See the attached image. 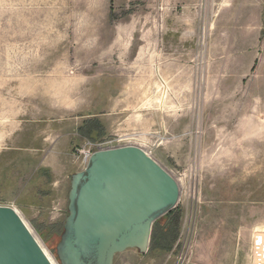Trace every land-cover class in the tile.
<instances>
[{
  "label": "rangeland",
  "instance_id": "rangeland-1",
  "mask_svg": "<svg viewBox=\"0 0 264 264\" xmlns=\"http://www.w3.org/2000/svg\"><path fill=\"white\" fill-rule=\"evenodd\" d=\"M103 114L139 128L113 133ZM56 119L82 124L52 167L65 178L44 167ZM132 142L180 198L147 253L113 264H251L264 229V0H0V205L53 264L71 175L88 152Z\"/></svg>",
  "mask_w": 264,
  "mask_h": 264
},
{
  "label": "water",
  "instance_id": "water-1",
  "mask_svg": "<svg viewBox=\"0 0 264 264\" xmlns=\"http://www.w3.org/2000/svg\"><path fill=\"white\" fill-rule=\"evenodd\" d=\"M180 198L177 179L135 144L100 149L71 175L60 264H113L128 249L145 254L154 222ZM0 264H53L18 212L0 205Z\"/></svg>",
  "mask_w": 264,
  "mask_h": 264
},
{
  "label": "crops",
  "instance_id": "crops-1",
  "mask_svg": "<svg viewBox=\"0 0 264 264\" xmlns=\"http://www.w3.org/2000/svg\"><path fill=\"white\" fill-rule=\"evenodd\" d=\"M102 116L103 117H101L100 121L98 120V122L99 123L102 122V123H100V125H102L105 129L109 128V127L113 128L112 129L113 133H117L120 135H126V134H129V132H130L129 130H131L133 128H139V126L133 127V125H131L128 122H119L118 124L111 123L108 119V115L103 114ZM87 122H89V121H87ZM64 123L66 124V127L64 126ZM57 125H62L63 128H60V129L55 131L56 133L54 134L55 137H54L53 150L50 154L46 155V159L49 160L50 158H52L53 160L48 161V162L46 161L47 163H45V165H44V167L46 169H50V168L52 169L53 166L58 164L59 158L60 157L62 158L65 156L64 154L68 148L70 140L72 139L73 133H75L74 127H76L77 129H80V126L82 124L81 125L76 124V126H75V124L72 120L56 119L55 120V129H57L56 128ZM67 126H68V128H67ZM81 128H82V126H81ZM145 142L148 143L149 141L145 140ZM132 144L138 145V146L142 147L143 149L145 148V146L143 144L138 143V142H132ZM52 170L54 171L53 174H60L61 177H63V176H64V178L66 177V170L62 171V173H56L57 171H55L54 168ZM55 181L58 184V188H59L60 187L59 184H61V180L59 178H56ZM250 253H251V264H252L253 259H252V250L251 249H250Z\"/></svg>",
  "mask_w": 264,
  "mask_h": 264
},
{
  "label": "built area",
  "instance_id": "built-area-1",
  "mask_svg": "<svg viewBox=\"0 0 264 264\" xmlns=\"http://www.w3.org/2000/svg\"><path fill=\"white\" fill-rule=\"evenodd\" d=\"M91 152L87 153V158H89ZM252 264H264V229H257L252 235Z\"/></svg>",
  "mask_w": 264,
  "mask_h": 264
},
{
  "label": "trees",
  "instance_id": "trees-1",
  "mask_svg": "<svg viewBox=\"0 0 264 264\" xmlns=\"http://www.w3.org/2000/svg\"><path fill=\"white\" fill-rule=\"evenodd\" d=\"M153 234V233H152Z\"/></svg>",
  "mask_w": 264,
  "mask_h": 264
}]
</instances>
